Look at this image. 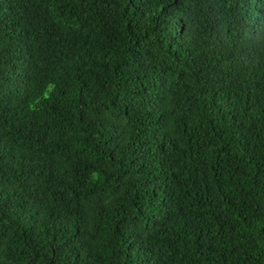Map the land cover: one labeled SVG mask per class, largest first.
Returning a JSON list of instances; mask_svg holds the SVG:
<instances>
[{
    "label": "trees",
    "instance_id": "obj_1",
    "mask_svg": "<svg viewBox=\"0 0 264 264\" xmlns=\"http://www.w3.org/2000/svg\"><path fill=\"white\" fill-rule=\"evenodd\" d=\"M0 264H264V0H0Z\"/></svg>",
    "mask_w": 264,
    "mask_h": 264
}]
</instances>
